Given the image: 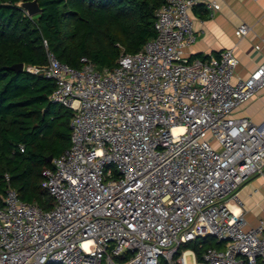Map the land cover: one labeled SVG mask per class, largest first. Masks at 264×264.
<instances>
[{"label":"built area","instance_id":"1","mask_svg":"<svg viewBox=\"0 0 264 264\" xmlns=\"http://www.w3.org/2000/svg\"><path fill=\"white\" fill-rule=\"evenodd\" d=\"M205 2L166 0L155 38L111 70L86 58L75 69L50 52L23 67L55 82L49 99L73 112L71 143L42 172L51 209L10 185L0 197V264H186L188 253L194 264H264V208L247 229L227 204L264 172V121L233 116L264 89V62L235 81L232 49L186 57L191 11ZM249 32L243 24L238 37ZM203 237L224 247L199 263L181 248Z\"/></svg>","mask_w":264,"mask_h":264},{"label":"trees","instance_id":"2","mask_svg":"<svg viewBox=\"0 0 264 264\" xmlns=\"http://www.w3.org/2000/svg\"><path fill=\"white\" fill-rule=\"evenodd\" d=\"M31 1L0 0V197L10 185L23 202L49 210L54 200L42 172L70 147L73 112L50 101L53 80L11 68L43 66L50 52L75 69L86 58L98 71L111 70L122 53L136 54L155 38L166 0H37L42 13L29 17L18 4ZM223 247L203 237L181 250L201 263L207 248Z\"/></svg>","mask_w":264,"mask_h":264},{"label":"crops","instance_id":"3","mask_svg":"<svg viewBox=\"0 0 264 264\" xmlns=\"http://www.w3.org/2000/svg\"><path fill=\"white\" fill-rule=\"evenodd\" d=\"M217 2L220 8L211 16L208 4ZM197 41L185 53L189 60L217 57L220 52L232 49L239 64L235 81L248 79L264 62V0H206L191 11ZM250 28L244 38L238 37L241 25ZM257 46H260L257 49ZM236 118H248L259 124L264 121V89L251 100L238 107ZM229 209L240 215L246 228L258 226L264 208V172L248 179L236 198L227 201Z\"/></svg>","mask_w":264,"mask_h":264},{"label":"water","instance_id":"4","mask_svg":"<svg viewBox=\"0 0 264 264\" xmlns=\"http://www.w3.org/2000/svg\"><path fill=\"white\" fill-rule=\"evenodd\" d=\"M18 6L27 12V15L29 17H35L37 15H40L42 13V10L37 2V0L31 1V2H25V3H19ZM23 64L14 65L11 70L15 71L17 73L23 72ZM53 160L52 157L48 159V161L51 163Z\"/></svg>","mask_w":264,"mask_h":264},{"label":"rangeland","instance_id":"5","mask_svg":"<svg viewBox=\"0 0 264 264\" xmlns=\"http://www.w3.org/2000/svg\"><path fill=\"white\" fill-rule=\"evenodd\" d=\"M185 260H186V264H194L193 258L190 253L187 254Z\"/></svg>","mask_w":264,"mask_h":264}]
</instances>
